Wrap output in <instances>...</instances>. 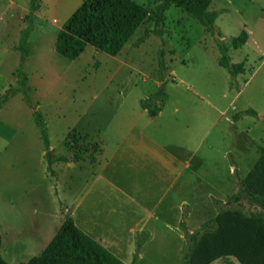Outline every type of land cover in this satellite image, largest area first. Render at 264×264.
<instances>
[{
  "label": "rangeland",
  "instance_id": "obj_1",
  "mask_svg": "<svg viewBox=\"0 0 264 264\" xmlns=\"http://www.w3.org/2000/svg\"><path fill=\"white\" fill-rule=\"evenodd\" d=\"M133 1L149 14L156 6V0ZM10 2L27 7L25 28H35L32 57L22 77L12 75L16 56L3 50L18 37ZM81 2L0 0L2 258L7 264L26 262L39 254L58 228L57 223L51 226L45 212L57 201L63 180L55 182L46 174L43 143L23 100L45 122L54 154L65 152V146L71 154L94 157L99 139H113L127 123H136V130L153 133L164 153H174L190 169L187 200L191 207L182 223L185 228L161 227L159 235L141 247L139 256L136 249L134 264H188L195 244L189 235L213 230L214 218L220 213L230 212L263 225L264 210L244 198L237 203L231 198L240 190L249 192V173L264 157V0H211L209 11L216 18L210 31L170 6L162 27L156 28L149 15L117 56L87 45L75 60H67L55 53V38L68 12ZM33 13L38 17H32ZM241 31L248 39L234 49L231 41ZM221 48L231 64H242L234 76L218 65ZM160 89L165 99L161 113L153 119L140 102ZM177 167L184 170L183 165ZM185 173L180 180L188 178ZM253 181L264 185V172ZM8 240L13 241L9 254L3 251ZM257 260L260 264L262 255ZM210 264L243 262L231 254Z\"/></svg>",
  "mask_w": 264,
  "mask_h": 264
},
{
  "label": "crops",
  "instance_id": "obj_2",
  "mask_svg": "<svg viewBox=\"0 0 264 264\" xmlns=\"http://www.w3.org/2000/svg\"><path fill=\"white\" fill-rule=\"evenodd\" d=\"M8 8H11V18L15 17L17 21L18 37L3 50L11 52L9 56L13 58L16 56L15 69H21L22 74L26 75L23 67L32 57L30 47L35 44V28H25L23 21H28L29 11L24 4L10 2ZM17 9L19 12H16ZM74 10L68 12L67 18ZM31 16L38 17L34 13ZM21 45L24 49H21ZM15 69L13 76L18 73ZM23 102L33 121L32 114L36 112L32 110L33 105L28 101ZM160 113L150 118L155 119ZM135 128L136 123H127L125 130L115 138L99 139V151L94 157L81 156L77 161L73 160V154L64 145L65 152L54 154L48 134L47 150L43 145L46 174L50 173L55 182L61 178L63 180V189L58 193L57 201L45 212L51 226L57 223L55 227L59 228L66 218H70L81 232L124 264H134L136 249L139 256L141 247L159 235L161 227L165 230L184 227L191 207L187 200L191 195L190 169L181 164L174 153H164L153 133H144L143 129ZM52 152L53 158L50 157ZM177 164L183 165L184 170H180ZM182 172H188V178L180 180ZM179 233V239H183L184 235ZM16 240L19 244L23 243ZM8 241L6 245L4 242L3 250L7 254L13 250V241Z\"/></svg>",
  "mask_w": 264,
  "mask_h": 264
},
{
  "label": "trees",
  "instance_id": "obj_3",
  "mask_svg": "<svg viewBox=\"0 0 264 264\" xmlns=\"http://www.w3.org/2000/svg\"><path fill=\"white\" fill-rule=\"evenodd\" d=\"M211 0H156L154 11L148 10L133 0H82L81 4L66 19L57 32L54 51L57 55L75 60L87 45L108 56H117L139 25L151 15L155 27L164 24V12L175 6L183 10L206 31L213 28L216 18L209 11ZM264 13V10H263ZM160 34V31L156 32ZM26 35V33H24ZM25 36L22 37L24 40ZM248 34L241 31L232 39L234 49L246 43ZM21 49H24L21 45ZM25 52V50H23ZM218 65L228 69L231 76L242 70V64H231L224 48L220 49ZM22 77V72L18 71ZM25 81L26 78H23ZM22 89L27 90L22 85ZM25 93V92H24ZM165 94L158 92L140 102V107L149 117H155L162 109ZM254 114L253 111H248ZM33 121L39 131L40 139L47 150V131L39 113L33 112ZM47 158L49 152L46 153ZM80 154L73 153V160H79ZM50 163V159L48 158ZM264 172V157L252 168L247 178L248 193L240 190L232 196L237 203L241 198L264 210V185H254ZM213 230L189 235L195 242L193 251L187 259L188 264H210L223 255H235L243 264H259L257 255H262L260 264H264V224L245 219L230 212L220 213L214 218ZM202 230L204 225L201 227ZM201 230V231H202ZM1 244V236H0ZM258 253V254H257ZM185 259V257H184ZM183 259V261H184ZM185 259V260H186ZM0 264H7L0 254ZM16 264H124L86 234L81 232L70 218H66L44 249L26 262ZM181 264H184L182 262Z\"/></svg>",
  "mask_w": 264,
  "mask_h": 264
}]
</instances>
